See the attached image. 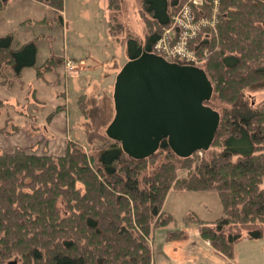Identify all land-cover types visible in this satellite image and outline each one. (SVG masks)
Listing matches in <instances>:
<instances>
[{"label": "trees", "instance_id": "trees-1", "mask_svg": "<svg viewBox=\"0 0 264 264\" xmlns=\"http://www.w3.org/2000/svg\"><path fill=\"white\" fill-rule=\"evenodd\" d=\"M38 1L62 9L63 0ZM185 1L141 0L149 31L143 42L127 36L128 58L152 51ZM213 4L195 5L196 16L211 17ZM4 5L0 0V9ZM217 8L216 34L199 37L212 49L201 66L213 87L206 103L220 114L209 147L179 156L163 138L152 154L135 158L104 133L92 139L94 152L71 138L61 153L39 152L32 145L0 148V264L11 259L17 264H151L153 228L174 219L162 208L170 188L217 190L223 214L211 220L195 214L198 230L232 260L223 264H240L235 247L243 230L246 237L264 235V97L256 100L248 93L264 87V0H218ZM56 61H44V69ZM34 65L33 40L13 46L11 33L0 35V69L18 77ZM36 68L41 73V66ZM215 99L222 102L220 109ZM190 216L186 223L195 221ZM179 236L181 230L169 233Z\"/></svg>", "mask_w": 264, "mask_h": 264}, {"label": "rangeland", "instance_id": "rangeland-1", "mask_svg": "<svg viewBox=\"0 0 264 264\" xmlns=\"http://www.w3.org/2000/svg\"><path fill=\"white\" fill-rule=\"evenodd\" d=\"M4 1L0 9V35L11 33L13 46L33 40L36 65L41 66V73L36 65L26 66L17 77L9 68L1 67L0 148L9 151L16 145H32L39 152L61 153L66 140L71 138L83 150L94 152L96 143L92 139L95 141L105 133L114 114L112 92L116 74L128 60L126 38L130 34L143 42L149 31L141 0H63L62 9L38 0ZM187 1L173 12L171 23L160 33V36L168 33L170 39L165 37L160 42L162 47L154 44L152 49L166 54L171 61L202 66L212 49L202 45L199 37L207 32L216 34L218 0H213L211 17L195 14V5L202 7L205 0ZM216 48L218 43L214 45ZM46 60L57 61L50 69H44ZM248 91L256 100L264 97V87ZM214 102L218 109L222 107L218 99ZM58 105L60 109L48 118ZM58 112L64 115L65 123H60L56 130L50 127V122ZM90 113L97 117L98 124ZM198 154L202 155L199 151ZM162 208L174 219L153 228L149 237L151 264L232 261L200 235L194 217L196 214L211 220L223 214L216 189L170 188ZM186 215L195 221L186 223ZM176 230H181V236L169 237ZM245 233L243 230L236 243L235 261L264 264V235L251 238Z\"/></svg>", "mask_w": 264, "mask_h": 264}, {"label": "water", "instance_id": "water-1", "mask_svg": "<svg viewBox=\"0 0 264 264\" xmlns=\"http://www.w3.org/2000/svg\"><path fill=\"white\" fill-rule=\"evenodd\" d=\"M212 92L201 66L180 64L143 49L116 74L114 114L105 133L135 158L152 154L163 138L176 154L188 156L208 148L214 138L220 114L206 103Z\"/></svg>", "mask_w": 264, "mask_h": 264}, {"label": "crops", "instance_id": "crops-1", "mask_svg": "<svg viewBox=\"0 0 264 264\" xmlns=\"http://www.w3.org/2000/svg\"><path fill=\"white\" fill-rule=\"evenodd\" d=\"M62 113H64V112L62 111ZM53 117H54V119H52V121L50 122V124H51L50 127L51 128H56V130H58L59 129V124L60 123H65L64 115L63 114L61 115V112H58Z\"/></svg>", "mask_w": 264, "mask_h": 264}, {"label": "built area", "instance_id": "built-area-1", "mask_svg": "<svg viewBox=\"0 0 264 264\" xmlns=\"http://www.w3.org/2000/svg\"><path fill=\"white\" fill-rule=\"evenodd\" d=\"M165 37H166L167 39H170L168 33L165 34L164 36H160V37L157 39L156 43H155L156 47H157V46H158V47H162L161 44H160V42H161V41H165V40H166ZM158 47H157V48H158ZM164 48L167 49L166 46H165ZM170 50L173 52V48H170ZM152 52L157 53V54H160V55L164 56L165 58H167V59L169 60V58H168V56H167L166 54H163V53H161V52H159V51H155V50H152ZM68 65H69V64H68ZM199 152H201V151L199 150Z\"/></svg>", "mask_w": 264, "mask_h": 264}]
</instances>
